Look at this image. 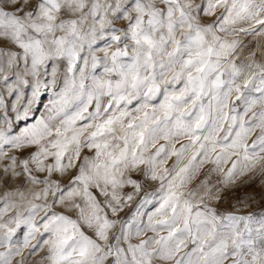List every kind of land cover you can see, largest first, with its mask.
Returning a JSON list of instances; mask_svg holds the SVG:
<instances>
[{
    "label": "snow or ice",
    "instance_id": "obj_1",
    "mask_svg": "<svg viewBox=\"0 0 264 264\" xmlns=\"http://www.w3.org/2000/svg\"><path fill=\"white\" fill-rule=\"evenodd\" d=\"M258 167L264 0H0V264H264L212 206Z\"/></svg>",
    "mask_w": 264,
    "mask_h": 264
},
{
    "label": "rangeland",
    "instance_id": "obj_2",
    "mask_svg": "<svg viewBox=\"0 0 264 264\" xmlns=\"http://www.w3.org/2000/svg\"><path fill=\"white\" fill-rule=\"evenodd\" d=\"M117 26H120L119 24ZM247 39H251L250 37ZM104 42L99 43V47H103ZM98 55L102 56V53H98ZM99 71H102L100 69ZM99 74V72H98ZM7 101L10 103L14 97H6ZM48 100V96L45 95L43 97V102L46 103ZM40 110L42 111V105L40 106ZM14 115V114H12ZM24 153H20V155H23ZM174 159V158H173ZM172 160L169 161V165L171 166ZM210 165H206L201 172L197 175L196 179L192 183V187H195L196 184L199 183L200 180L204 178V173L208 171V168ZM132 179H136L141 183V191L139 193H136L131 201H128L125 206L123 207L122 211L117 213L115 216H112V214L109 212V217L111 219H117L119 221H128L132 219L133 215L137 211V207L140 205V201L143 199L146 192L154 191L158 184L157 182L151 181L146 179L141 172H132L131 174ZM220 177L217 175H213L211 177V182L213 184H217ZM18 186V182H14L10 186V190L15 191L16 187ZM21 186V190L26 191L29 188H32L33 186L28 184L27 182H24ZM217 186H219L217 184ZM37 187H42L37 186ZM122 194L126 195L127 193L134 192V189L130 185H126L123 189H121ZM0 196H2V190H0ZM31 199V196L28 197ZM3 206V201L0 199V207ZM212 206L217 209V212L219 214H228L232 213L235 215H252L256 219H260L261 216H264V174L260 172L259 167L255 169L253 172L247 173L244 176L238 177L234 184L230 185L222 194V199L220 201H213ZM59 209V207L57 208ZM154 210V205H145L141 208V212L145 213V215H142L139 217V219L143 223H147V215L146 213L151 212ZM42 215V214H41ZM39 219V217H37ZM120 225L117 224L116 229L114 231L118 232ZM23 228V226H22ZM23 231H26V229H23ZM91 234V233H89ZM165 234V233H162ZM23 232L19 233L18 238L22 240ZM147 235H153L151 232H148ZM16 239V238H14ZM133 242H136V238L133 237ZM35 243V241H33ZM192 245H189L188 249H185V251L190 250ZM25 255L28 254V250H25ZM43 255V253H39L33 257H31V260L33 264H35V261L40 259V256ZM157 264H171V262H164V261H158Z\"/></svg>",
    "mask_w": 264,
    "mask_h": 264
}]
</instances>
